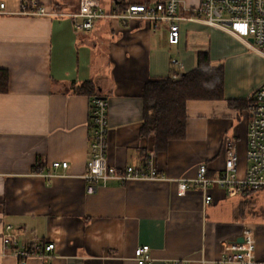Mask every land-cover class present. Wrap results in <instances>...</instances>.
<instances>
[{
	"label": "crops",
	"instance_id": "crops-1",
	"mask_svg": "<svg viewBox=\"0 0 264 264\" xmlns=\"http://www.w3.org/2000/svg\"><path fill=\"white\" fill-rule=\"evenodd\" d=\"M36 1L51 14H22L24 0H0L8 11L0 13V69L9 73L8 91L0 93V264H17L3 248L8 224L19 246L55 242L52 264H138L135 251L145 244L158 260L222 264L224 244L238 242L247 226L224 188L209 186L214 200L207 203L194 184L179 195L178 180L195 179L201 164L208 176H218L227 137L238 141L245 176L248 98L264 85V56L235 34L199 21L181 23L178 45L170 44L166 23L155 28L141 19L100 18L92 32L81 33L72 17L56 15L78 12L80 0ZM107 1L103 7L113 11L156 0H110L106 7ZM200 2L182 0V10ZM200 50L224 66L225 96L188 101L186 137L156 151L154 136L142 132L146 86L171 76L174 58L182 72L196 68ZM89 81L95 92L80 93ZM95 95L110 100L109 163L141 167L152 154L168 179L114 180L87 192ZM56 161L69 166L55 169ZM256 243L263 260L257 233ZM46 261L32 257L28 264Z\"/></svg>",
	"mask_w": 264,
	"mask_h": 264
},
{
	"label": "built area",
	"instance_id": "built-area-1",
	"mask_svg": "<svg viewBox=\"0 0 264 264\" xmlns=\"http://www.w3.org/2000/svg\"><path fill=\"white\" fill-rule=\"evenodd\" d=\"M188 13L182 10V0H156L141 3H131L123 9L106 10L102 0H80L78 12L72 14L58 13L57 16L72 17L74 26L81 33H90L95 21L100 18L141 19L148 21L155 28L162 23L168 25L170 44L178 45L181 41V23L183 21H199L208 26L227 30L244 40L246 46L264 56V0H201L198 6L189 8ZM0 13H8L6 4H0ZM21 13L28 15H49L45 8L36 0H24ZM174 68L173 79L180 77L183 63L174 58L171 61ZM110 100L101 95H95L91 102L90 156L84 178L88 181L87 192L92 194L101 186L111 181L125 184L134 180H164L168 179L160 173L150 154L141 167L128 165L118 168L108 160V135ZM248 166L243 178L239 176V153L236 138L225 140V168L216 177L208 176V167L201 164L197 177L193 180H178V194L185 195L191 185L201 187L206 192V202L214 200L208 192L211 185H218L229 195L243 193L245 190L258 191L264 189V85L254 89L248 98ZM68 162H53L52 167L67 168ZM12 225L6 226L3 236L4 251L17 260V264H28L32 257L44 258L47 264H52L55 242L47 244L36 242L32 245H18L17 239L11 233ZM243 242H227L224 244L222 264H264V259L256 257V233L251 227H246L242 233ZM138 264H190L188 259L158 260L151 254L148 244L139 246L135 251Z\"/></svg>",
	"mask_w": 264,
	"mask_h": 264
},
{
	"label": "trees",
	"instance_id": "trees-1",
	"mask_svg": "<svg viewBox=\"0 0 264 264\" xmlns=\"http://www.w3.org/2000/svg\"><path fill=\"white\" fill-rule=\"evenodd\" d=\"M197 66L180 77L172 75L151 81L145 92V123L143 135L154 136L156 151L165 150L170 141L184 139L187 135V103L190 100H221L225 90V68L212 64L210 52L200 50L197 55ZM9 88V73L0 69V93ZM80 93L92 94L95 85L92 81L84 83ZM235 104L234 100L230 101ZM245 190L243 193H253Z\"/></svg>",
	"mask_w": 264,
	"mask_h": 264
},
{
	"label": "rangeland",
	"instance_id": "rangeland-1",
	"mask_svg": "<svg viewBox=\"0 0 264 264\" xmlns=\"http://www.w3.org/2000/svg\"><path fill=\"white\" fill-rule=\"evenodd\" d=\"M112 2L107 1L106 7H111ZM226 140V139H225ZM225 144V142H224ZM242 156L239 154V169L242 166L246 168V164L242 163ZM239 176L243 175L239 173ZM228 202L236 212L238 217L247 227H253L259 237V243H264V189L253 193H236L228 196Z\"/></svg>",
	"mask_w": 264,
	"mask_h": 264
},
{
	"label": "water",
	"instance_id": "water-1",
	"mask_svg": "<svg viewBox=\"0 0 264 264\" xmlns=\"http://www.w3.org/2000/svg\"><path fill=\"white\" fill-rule=\"evenodd\" d=\"M243 241H244L243 236H240V237L238 238V242H243Z\"/></svg>",
	"mask_w": 264,
	"mask_h": 264
}]
</instances>
